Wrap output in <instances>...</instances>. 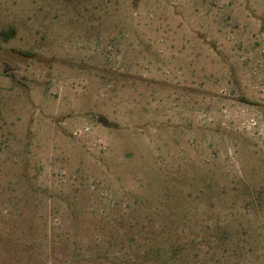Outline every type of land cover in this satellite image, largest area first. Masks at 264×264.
<instances>
[{
	"label": "rangeland",
	"instance_id": "obj_1",
	"mask_svg": "<svg viewBox=\"0 0 264 264\" xmlns=\"http://www.w3.org/2000/svg\"><path fill=\"white\" fill-rule=\"evenodd\" d=\"M0 264H264V0H0Z\"/></svg>",
	"mask_w": 264,
	"mask_h": 264
},
{
	"label": "trees",
	"instance_id": "obj_2",
	"mask_svg": "<svg viewBox=\"0 0 264 264\" xmlns=\"http://www.w3.org/2000/svg\"><path fill=\"white\" fill-rule=\"evenodd\" d=\"M249 104H251V103H249Z\"/></svg>",
	"mask_w": 264,
	"mask_h": 264
}]
</instances>
